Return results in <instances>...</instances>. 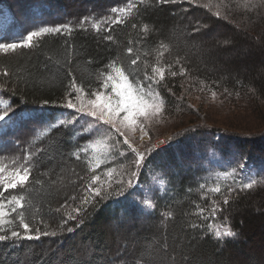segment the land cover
<instances>
[{"label":"trees","instance_id":"1","mask_svg":"<svg viewBox=\"0 0 264 264\" xmlns=\"http://www.w3.org/2000/svg\"><path fill=\"white\" fill-rule=\"evenodd\" d=\"M55 1L67 4L70 0ZM82 1L89 2L91 11L81 10L67 17L55 15L50 22L43 20L51 26L72 24L70 37L49 35L43 38L39 47L17 49L7 54L0 52V101L11 103L16 111L35 110V123L45 126L39 120L43 115L69 116L68 109L60 105L65 102L71 77L61 68L59 78H56V60L61 65L70 60L69 69L76 82L92 90L97 87L100 71L113 58H119L127 66L130 59L139 54L141 68L147 61L149 66L171 64L172 71L179 72L180 66L175 63L179 57L189 71L176 77L166 73V87L160 88L167 101L166 111L162 120L154 124L156 126L160 121L180 123L179 129L171 134L179 141L175 145L152 148L151 155L139 170L140 184L148 182L154 172L157 182L164 180L159 186L151 184L154 210L125 214L131 198L125 200L113 196L95 208L89 207L85 223L80 227H76V221H69L67 227L74 228L72 233H61L59 225L66 218V212L80 204L92 174L85 161L95 167V160L89 153L81 160L73 157L79 147L87 146V137L73 126L53 129L35 141L33 122L8 129L0 145V166L6 167L5 175L12 170V159L22 158L25 150L47 148L36 157L38 163L33 168L29 185L31 207L28 216L33 228L57 231L58 234L22 240L17 244L0 242V264H135L137 259L144 258L146 250L153 252L152 264H264V176L257 175L264 171V72L257 68L264 56L253 47L250 39L236 32L231 23L212 15L215 8L210 12L202 6L188 4L187 0L167 5H155L154 0H146L140 13H134L129 23L114 25L111 32H106L103 24L96 31L89 23L84 26L85 31L79 27L82 17L88 15L99 19L106 16L110 8L123 6L125 0ZM205 2L200 0L201 5ZM228 2L236 7L232 0ZM221 11L223 14V9ZM29 19L33 18L26 16V22ZM229 20L241 22L248 37L264 39V14L235 11ZM198 21L210 26V30L206 37L200 38L198 34L193 39L191 29ZM36 22L41 23L39 19ZM131 23H136L137 28L133 29ZM145 23L150 28L147 34L141 31ZM25 33L22 29L16 36L0 37L5 42H13ZM106 35H111L113 40H106ZM225 37L234 38L237 48L215 51L209 58V46ZM160 42L169 45L168 50H159L163 52L162 56L157 51ZM66 45L74 46L70 56ZM128 47L134 49L131 57L126 51ZM240 49H249V55L242 57ZM4 70L9 76L2 75ZM225 88L231 95L224 92ZM213 90L217 92L215 98L211 95ZM195 99L202 107L215 105L232 118L218 125L208 122L210 126L187 120L181 115L194 118L201 112ZM45 100L49 101L46 105ZM254 122L258 125L254 126ZM150 131L152 137L163 133L161 130L155 132L152 127ZM215 134H218L216 138ZM122 148L127 155L113 151L101 164L104 171L96 170L107 180L104 173L111 169L113 187L121 178L125 181L129 178L127 173L133 160L130 161L129 156L133 154L125 145ZM238 157L250 165L251 172L245 170L242 179H255L257 183L253 189L239 193L227 206L228 210L218 213L215 220L210 219L208 211L204 218L192 215L197 204L210 209L211 199H221L220 194L209 192V199L201 200V184L208 188L219 185L222 190L233 184L232 176L226 173L232 171ZM66 199L69 207L55 211ZM168 211L172 212V217L165 219L162 214ZM192 223L199 227L190 228ZM209 223L213 228H220L222 223L230 224L238 233V239L217 241L210 234ZM173 256L175 261L171 259Z\"/></svg>","mask_w":264,"mask_h":264},{"label":"snow or ice","instance_id":"2","mask_svg":"<svg viewBox=\"0 0 264 264\" xmlns=\"http://www.w3.org/2000/svg\"><path fill=\"white\" fill-rule=\"evenodd\" d=\"M177 2L183 3L184 0H154L155 5L176 4ZM232 2L235 3V8L232 7V4L228 0H206L202 5L200 0H187L188 4L198 7L202 6L210 12L215 8L216 10L212 12V15L217 19L231 23L236 32L244 35L246 39H250L253 42V47L258 50L261 56H264V39L248 37L246 29L242 27L241 22L229 20V17L235 11H241L244 14L251 12L264 14V0H232ZM145 3L146 0H125L123 6L110 8L109 13L99 19H96L94 16L82 17L79 21V27L84 28L86 24L90 23L92 29L99 31L103 24L105 25L104 30L111 32L114 25L129 23L133 19L134 13L139 14L141 6H144ZM35 7L38 13L35 19H39L41 23L34 24L30 30H27L24 35L20 36L17 40H13V42H5L3 37H0V52L7 54L15 52L17 49L39 47L43 38L49 35L71 36L73 25L70 23L57 24L55 26L43 23L44 12L49 7L46 2L42 0ZM2 14L3 11L0 10V15ZM131 27L135 29L137 28V24L131 23ZM84 30L86 31L87 28H84ZM209 30L210 26L203 25L198 21L191 29L190 36L195 39L199 34L200 38H204L208 35ZM141 31L147 34L150 31L149 25L145 23ZM104 38L108 41L113 40L111 35H106ZM129 43L132 42L130 41ZM73 48V45H66V52L69 56ZM168 48V44L160 42L157 51L159 52L160 49L168 50ZM236 48V40L232 37H225L223 40H217L210 45L207 55L211 58L215 51ZM126 51L130 57L133 56V47H128ZM249 53V49H240L242 57L248 56ZM162 55L163 52H159V56ZM159 56L157 57L158 60ZM140 62L141 58L139 54L131 58L127 66L119 58L111 59L104 66V70L100 71L96 81L97 87L88 90L82 84L76 82V77L69 69L70 60H67L63 65H61L59 60L55 61V64L58 66L56 78H59V70L61 68L67 70V75L71 77L64 96L66 102L60 106L74 110L79 116L90 117V123L95 125L91 132L87 129L81 130V135L87 137V146H81L73 153V157L76 160H81L88 155L89 149H91L93 158L96 161L95 167H92L88 160L85 161L88 171L92 174L88 177V181L84 187L85 194L80 199V204L72 207L71 212H66V218L59 225L61 233H72L74 228L67 227L69 221H76V227H80L85 223L89 207L95 208L98 204L113 196L124 197L125 200L131 198L130 207L125 209V214H130L131 212L145 213L148 210H154L153 196L151 195L152 190H149V194H146L140 187L138 179L140 175L139 170L144 166L153 149L146 147L143 152L139 151L138 148L134 147L129 136L126 135V131L135 133L139 130L141 133L139 139L142 141L144 136L148 135V125L153 121L158 122L165 114L167 101L161 94L160 88L166 87V73L171 77H176L177 75L184 76L188 73L189 69L184 66L179 57L175 61L180 66L179 72L172 71L173 65L171 64L166 66H159L158 64L149 66L147 61H144L143 68H141ZM257 68L259 71L264 72V59H261ZM2 75L7 77L9 73L7 70H4ZM168 91L170 92L171 90L169 89ZM224 92L228 93V89L225 88ZM228 94L231 95V93ZM211 95L215 98L217 92L213 90ZM43 103L46 105L49 101L45 100ZM35 119V110L16 111L11 103L0 101V140L7 134L8 129L17 125L23 126L25 123ZM74 123L75 120H68L67 124L64 120H59L56 123L48 124L46 131L41 130L40 135H47V132L53 129L73 126ZM96 134L101 135L99 138L93 140L92 137ZM114 137H122L123 139H115L113 143L109 144L107 141ZM122 145H127L134 158L131 162L130 171L127 173L129 178L126 181L121 178L116 181V187H113L112 170L109 169L104 173L108 177L107 180L102 175L97 174L96 170L101 169L103 160L108 155H111L113 151L121 156L127 155ZM46 151L47 148L44 147L37 148L35 151L25 150L22 158L17 156L12 159L13 167L7 175H5L6 167L0 166V242L17 244L22 240H38L41 236H56L58 234L57 231L49 232L47 230L41 231L40 227L33 228L28 216V209L31 207V198L28 194L29 185L33 179V168L38 163L36 157ZM234 164L235 166L232 168V171L226 173L233 178V184L228 185L226 190H222L219 185L214 188H208L205 184L199 186L203 190V194L200 197L201 200H208L207 194L209 192L220 194L221 199H211L209 201L211 205L210 209L197 204L196 210L192 215L204 218L205 212L208 211L210 212V219L215 220L218 213L228 210L227 206L232 203L239 193L253 189L257 183L255 179H248L247 181L242 179L243 173L247 169L244 159L238 157L235 159ZM101 171L104 170L101 169ZM248 171L251 172L250 169ZM162 175L166 176V174ZM257 175L264 176V171L257 173ZM81 179L84 178L81 177ZM160 183H164V180L162 179ZM10 189L15 191L9 192ZM71 199L75 200L76 197H71ZM68 207V200L66 199L64 204L60 205L55 211L60 212L66 210ZM162 215L165 219H168L172 217V212L168 211ZM227 219V217H224L225 221ZM189 227L195 229L199 225L192 223ZM208 228L210 234L217 241L222 239H238V233L232 229L230 224L222 223L220 228H213L212 224L209 223ZM166 249L167 245H165ZM152 256L153 252L146 250L144 258L137 259L135 264H152ZM171 259L175 261L176 257L173 256Z\"/></svg>","mask_w":264,"mask_h":264},{"label":"rangeland","instance_id":"3","mask_svg":"<svg viewBox=\"0 0 264 264\" xmlns=\"http://www.w3.org/2000/svg\"><path fill=\"white\" fill-rule=\"evenodd\" d=\"M40 2H42V0H2L0 3V10L3 11V14L0 15V18H1L0 36L1 35L16 36L18 31L25 29V32H26L27 30H30L34 26V24H39V22H36V19H35V16L38 14L35 6L38 5ZM43 2H46L49 5V7L44 12L45 22L53 21L55 19V15H57L58 17H67L81 10L89 12L92 9V7L89 6L88 4L89 2L87 3L86 1L84 2L82 0H70L69 2H67V4L66 2L62 3L61 1H55V0L54 1L43 0ZM51 10H55L57 12L53 13L51 12ZM26 16H29L33 19H29V22H26ZM7 17H8V20H7ZM194 102L200 106L201 109L199 107L198 108L201 110L202 113L199 112L198 115L194 118L190 115H181L187 120L193 121V123H197L198 125H209L208 122H211L215 125H218L219 122H222L224 120L228 121L227 119L232 118L231 115L228 114L225 110L220 109L219 107L215 105L202 107L198 99H195ZM202 110H204V113ZM68 111H69V116H61L57 114L41 116L39 120L43 121L45 126H40L36 124L34 120L30 121V122H33V126H34L33 128L34 141L37 140L41 136L40 135L41 130L46 131V126L48 124L56 123L59 120H64L65 122H67L68 120H75L73 127L74 129H79V133H81L82 129H87L89 132H91L92 129L95 127L94 124L90 123V120H91L90 117L79 116L74 110L68 109ZM206 113L208 116L206 115ZM159 120H162V118H160ZM214 120L217 121V123ZM155 123L156 121H153L148 125V135L144 136V139L142 141L139 139L141 135L139 130H137L135 133L126 131V135L129 136L130 140H132L133 142L134 147L138 148L139 151L143 152L142 149L145 146L151 149L154 147L162 148L165 145H169V144L175 145L179 141L177 137H176V140H177L176 142L172 141L171 134L179 129L180 123H177V122L167 123V122L160 121V123L156 126L154 125ZM257 125L258 124L254 122V126H257ZM151 127L154 129L155 132H158L161 130L163 131V133L156 137H152L151 131H150ZM100 135L101 134H96L92 137V139L94 140L96 138H99ZM217 135L218 134H215L214 137L216 138ZM115 139L122 140L123 138L114 137L113 139H110L107 142L111 144L114 142ZM1 141L2 140H0V145L2 144ZM125 146L127 147V145ZM89 154L93 157V153L91 149H89ZM133 158H134L133 156H129L130 161ZM249 167L250 165L247 166V169ZM156 177H157L156 172L151 173L148 182L140 184V187L144 190L145 193L151 190L152 182L154 183V185H157V186L161 185L160 182H157ZM261 245H263V243Z\"/></svg>","mask_w":264,"mask_h":264}]
</instances>
